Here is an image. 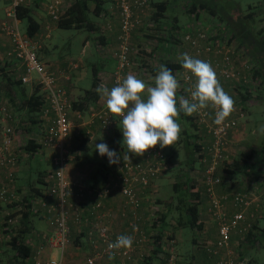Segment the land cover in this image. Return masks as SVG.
<instances>
[{
  "label": "built area",
  "instance_id": "1",
  "mask_svg": "<svg viewBox=\"0 0 264 264\" xmlns=\"http://www.w3.org/2000/svg\"><path fill=\"white\" fill-rule=\"evenodd\" d=\"M75 0H52L45 5L47 14L53 21H58L61 16L71 7ZM27 0H9L6 4L5 18L0 21V33L8 42L9 47L5 51V59L15 61L22 71L17 79L21 84L34 82L40 86L44 93V102L40 121L42 125L38 128L39 139L37 143L51 147L55 154L52 156V169L43 173L46 184L44 193L37 197L35 203L45 207L48 212L53 213L51 220L52 230L46 240L52 248H58L62 252L68 243L70 207L67 197L73 195L79 201L86 192L96 197L105 198L112 192L121 194L126 204L131 209L133 220L128 222L135 236L130 250L120 249L115 256L123 257L124 261L133 264L134 251L141 245L165 246L164 261L161 264H181L176 251V239L169 231L161 229V208L157 202L155 193L156 179L162 177L172 168L170 155H167L159 146L149 149L143 156H134L129 153V159L125 156L127 152L113 145L114 150L120 156V162L111 164L102 186L89 189L79 179H71L66 175V166L71 161V154L67 141L74 127L70 119V112L74 101L66 90L58 83L56 73L43 62L37 54V45L32 38L23 34L18 28V12L20 7L26 5ZM118 18V47L113 52L116 58V69L114 71V84L122 82L126 77L128 69L135 64L133 54H139L143 49L130 42L133 30L139 26L156 27V20L148 15L149 0H112ZM260 17L263 19L264 27V0L259 7ZM148 16V22L144 20ZM191 16V22L184 26L181 33V43L188 44L190 49L185 53L190 56L210 62L214 68L217 78L230 82L235 93V110L223 125H216L215 109L209 107L189 116L196 130L194 159L202 166L200 177L195 179L192 190L199 186L203 188L205 195L204 205L199 199L198 223L206 225L207 220L202 219L203 214L213 222L215 227V238L210 240L195 237L194 246L204 250L211 258L210 264H245L246 259L241 255L240 244L248 243V235L253 223L264 217V148L261 146L245 149L236 137L242 122L247 117L244 106H249L255 100L242 101L243 97L254 96L257 80L253 76V64L245 56L243 48L238 42L231 40V34L223 27L216 31L207 29L200 25L195 15ZM213 23V22H212ZM107 25V29H110ZM99 51L105 47L97 44ZM5 67V65L2 64ZM143 71L146 69L143 68ZM7 72V71H6ZM9 74L11 71H8ZM186 70L180 66L174 76L180 81L181 88L177 96L190 98L189 88L195 84V78L185 79ZM33 74L36 76L33 77ZM188 75H191L190 73ZM0 111L6 119L5 125L0 132V202H8L14 198V192L9 182L14 176L17 157L14 154V145L18 138L15 127L7 123L13 115L5 104L0 105ZM76 117L81 120L86 137L90 138L95 125L103 134L109 135L117 119L120 117L111 114L106 104L89 107L84 119L82 110L76 111ZM47 120L44 124L43 120ZM235 144L237 146H235ZM238 163L241 171L239 179L231 178L229 175L223 178L217 173L219 168L230 169ZM6 183V184H5ZM225 185L230 188L216 192L215 187ZM236 186V187H233ZM148 188H152L150 195L145 196L147 201L146 227H141L137 209L142 203V197ZM232 188V189H231ZM146 190V191H145ZM55 198V204H49L48 200ZM101 200L94 201L93 209L100 208ZM16 210H22L18 204ZM11 211L2 209L0 204V223L7 237H10L12 225L16 218L11 217ZM95 220L88 233V239L94 248L95 257L109 255L108 244L115 242L117 236L123 235L112 229L106 220V212H92ZM74 219L77 223L88 220L81 214H76ZM136 230H134V227ZM199 229L197 233L201 231ZM159 237V238H158ZM159 239L160 244L156 239ZM87 264H93V258L86 259ZM61 258H49L45 264H60Z\"/></svg>",
  "mask_w": 264,
  "mask_h": 264
},
{
  "label": "crops",
  "instance_id": "2",
  "mask_svg": "<svg viewBox=\"0 0 264 264\" xmlns=\"http://www.w3.org/2000/svg\"><path fill=\"white\" fill-rule=\"evenodd\" d=\"M8 1L9 0H0V2L4 4V7L2 4L1 8L3 13ZM110 1V5H105V2L100 4L92 0H85L84 3L87 11L84 21L81 22L80 25L81 27H86L90 32L93 33V47L95 48L97 44L100 43L105 47V50L99 51L96 47V54H92L89 49L90 44L88 46L89 40L86 39L83 42V45L86 47V50H88L87 52H90V54L84 60L81 59L80 62L76 63H68L66 61H62L60 58L51 57L50 54L53 47L47 48L45 42L48 38L52 37L50 31L57 27V22L53 21L49 17L45 6L41 8V11H37V0H27L26 2V4H28L27 6L30 7L33 18L39 24L37 33L30 37L37 45L39 58L43 62H47V65L56 73L58 83L66 90L70 98L74 101L75 108H72V111L69 115L73 123L74 120L78 119L76 117L77 110H80L85 106L86 113L89 107L101 106L105 104V100L101 98V96L95 91L97 87H99L101 84L106 85L109 89L115 86L114 71L116 69L117 61L113 56V52L117 49L119 44L117 39L119 25L113 2L112 0ZM166 2L167 4H164L163 9L159 10L157 3L154 0L151 1V7L148 9L147 13L156 20V27L154 29L146 25H142L133 30L130 36V42L133 45H138L143 49L139 54H133L135 64L131 67V69H128L127 75L130 73L134 74L138 78L144 80L146 84L153 86V78L157 75L160 65L165 66V62H170L173 65H178L179 67L181 63V54L190 49L188 44L181 43L180 41L184 26L187 22H191L188 12L185 14L186 11L182 8L183 6H181L179 1L177 2L176 0H173L172 2L171 0H168ZM181 17H186V19L183 21L181 20ZM100 18L102 19L100 20ZM3 19L4 15L2 19L0 18V21ZM144 20L147 23L148 16L144 18ZM205 21L202 20L204 25L213 22L209 20V17L206 18ZM20 22L21 20L18 19V28L23 34L28 35L26 27L25 29H22ZM108 24L111 26L110 29H107ZM209 27L211 29V25L206 28L209 29ZM8 47V40L0 33V105L5 104L10 109L13 117L12 119H9L7 123H10L11 125L13 124L18 133V138L14 145V154L17 157V163L14 169V175L16 176V179L11 187H15L16 192L21 191V186L24 182L22 173H24V170L26 169L28 173H25V177L27 178L26 181L28 183L29 193L25 195L26 198H23L24 196L22 195L21 197L17 193L19 196L18 201H16L17 205L19 204L21 207L23 206L22 212L27 211L28 213V217L25 219L26 223L22 218V212H20V215L17 218L21 220L20 222L22 227L20 230H24L22 235L24 237L25 243L32 250V254L25 260V264H45L49 258L57 257L56 255H53V248L48 245L46 240L47 235L50 234L52 230L51 220L53 218V213L48 212L45 207L35 203V199L40 197V192L44 193L45 191L43 173H45L50 168L46 170H40L43 172H41L42 183L40 184L32 183L30 171L34 170V168L37 170L40 169L41 160L37 157H39V152L43 148L50 149L46 159L50 164H52V156L55 154V151L53 148L43 145H41L39 150L35 152H31L25 147L27 138L31 137V140L33 141L35 139H39L40 137V134L37 130L42 125L40 116L43 106L45 105L44 93L42 89L34 82L21 84L18 81L17 77L21 73L22 68L17 63H14L15 61H10L9 63L5 59L4 54ZM95 55L96 61H93L92 58H94L93 56ZM85 61L92 63V78L88 88H84L80 83L84 77ZM2 64L5 65V67L2 66ZM143 68L146 70L143 71ZM148 68L151 69L152 73L154 72L152 77H148ZM176 70L177 67L174 69L173 75ZM8 71H11V73L9 74ZM142 72L144 73L143 76ZM218 80L221 83L223 89L235 101V93L230 82L222 79L221 77H218ZM37 103L39 104L37 105ZM254 103L255 101L249 104L248 109L246 110L247 117L245 121L242 122L243 124L240 127L239 132L236 133V137L239 140L238 145H240L242 141L246 142V121L248 122V120L253 118L251 113L256 108V106L253 105ZM180 116L186 118L184 114H180ZM5 121L6 119L3 117V114L0 113V132L2 127L5 125ZM120 121L121 119L118 118L113 129L109 132V135L103 134L95 125H93V132L90 138H88V140L85 142L84 140L81 141L77 139L79 145L76 144L77 147L74 151L75 155L70 152L71 161L67 164L65 173L71 179H79L82 181L85 187L88 188L87 190L93 189V187L97 188L102 186L107 171L111 169L107 156L99 155L97 156V160L92 157L91 151L94 149L96 150L95 146L100 143H106L109 148H112L113 145H115L116 147H119L123 150L127 149L124 148V145L119 143L123 137L121 132L122 125ZM43 123L46 124L47 120L44 119ZM76 133H78V131L76 129V124H74L70 137L67 141L68 148H70L69 141L72 140V138V143H75V138L77 137L74 134ZM262 136H264V134ZM262 142L264 143V138L262 139ZM110 143H112V145H110ZM262 144H258L256 146H261ZM81 145L84 147L83 149H81ZM235 146L237 145L235 144ZM192 161L196 166H198L201 174L202 166L194 159V157ZM217 173L223 178H226V176L229 175L231 178L239 179L241 176V171L234 169V167L230 169L219 168ZM193 176L195 177V175ZM158 184L160 183L156 181L155 186L157 187ZM9 187L10 185L8 184V188ZM227 189L230 188L225 187V185H219L215 187L216 192H221ZM147 195L148 190L145 192V195H143L142 204L137 209V214L139 217L138 220L141 227H146L145 224L147 218L149 221V214L147 212L146 205L147 201L144 199ZM193 195L197 197L195 199H199L204 205L205 195L201 186H199L198 191L194 190ZM96 199L101 200L102 205L100 208L98 207L93 209V203L96 201ZM96 199L95 196L87 192L86 195L82 197L81 201H79L73 195H69L67 197L68 204L71 203L73 205L70 207V217L68 219V243L65 247V250L62 252V255L60 249L56 248L58 250V257L61 258L60 264H87L86 259L89 257L94 259L93 264H131L129 261L125 262L123 257L118 256H115L114 259L111 260L109 259V255L95 257L94 248L88 239L87 233L93 224V221L95 220L93 217L94 215L91 214L92 212H106V221L111 224L112 229L115 232L121 233L123 235H130L132 237L135 236L132 228L128 224L130 220H133L131 209L126 204L125 199L121 194L112 192L105 198L96 197ZM56 202L57 200L55 198L48 200L49 204H55ZM5 203L6 202L3 201L0 202L2 209L7 211L8 208L5 207ZM24 204H26V207ZM78 213L79 215L81 214V216H83V219L86 216L88 220L77 223L74 217ZM204 214L201 218L205 219V221L207 220L206 225L202 226L198 223L199 227L196 228L202 229L201 231H204L205 233H195L196 235L194 234V237L203 238L205 236V238L212 240L216 236L215 227L213 222L209 221L207 216ZM165 217L166 214H164V218L162 217V221L164 219L163 229L166 228ZM199 218L200 217L198 216V219ZM3 232L2 223H0V237L2 236L1 233ZM261 237L264 238V236ZM194 242L195 240H193L192 243L194 244ZM239 246L241 249L240 253L246 259L245 264H264V242H262L261 247L255 245L254 243H242ZM179 247L176 245L177 254L181 264H210L211 258L204 250L197 249L195 247L194 251H191L187 256H184L179 255L183 250V248L180 250ZM161 249L163 250H157L155 245H150L149 243L147 245H141L134 251L133 264H161L164 261V251L166 250L164 245Z\"/></svg>",
  "mask_w": 264,
  "mask_h": 264
},
{
  "label": "rangeland",
  "instance_id": "3",
  "mask_svg": "<svg viewBox=\"0 0 264 264\" xmlns=\"http://www.w3.org/2000/svg\"><path fill=\"white\" fill-rule=\"evenodd\" d=\"M52 0H37V11H41V8H43L47 3H49ZM151 1L149 0V9L151 7ZM156 3L159 2H164L167 4L166 1L168 0H154ZM170 1V0H169ZM173 2V0H171ZM177 2L179 0H176ZM184 1L186 0H180L179 3L181 4V6H183L182 8L186 11V7H185V3ZM211 3H216L217 6H222L224 10L227 11H231L232 9H234L235 6H237V8L240 10V14L241 15H245L246 13H248L249 11H251V9H253L254 12V18L256 20L259 19V13L257 10V8H248L249 4L254 6H259L261 4V0H210ZM2 4L0 2V18H5V14L3 13L2 8ZM6 4V3H5ZM111 1L107 0L105 1V5H110ZM91 6V5H90ZM4 7V4H3ZM92 7V6H91ZM232 8V9H231ZM256 9V10H255ZM187 14V11L186 13ZM220 14V13H219ZM183 16V15H182ZM188 16L191 19V16L188 13ZM208 14L206 12H202L200 15V18L198 19V22L200 23V25H203L204 27H207L211 25V29L216 31V28H221L223 29L224 24L222 22H220L219 18L216 17L215 21H213V23H208L207 25H204L202 23V20L205 21L206 18H208ZM102 18H100L101 20ZM186 17H181V20H185ZM219 20V21H218ZM207 21V20H206ZM205 21V22H206ZM219 23H218V22ZM257 22V21H256ZM189 22L186 23V25H188ZM258 24V23H257ZM20 26L22 29H25L26 27V20H21L20 22ZM210 29V27H209ZM210 29V30H211ZM50 33L52 34L51 38H48L47 41L45 42V45L47 48L53 47L51 50V57H55V58H60L62 61H66V62H71V63H76V62H80L81 59H85L90 52L92 54H96V50L95 48L98 46H96L95 48L93 47V33L90 32L86 27H80V28H60V27H55L52 31H50ZM88 39V46L90 44V52H87L88 50H86V47H84L83 42ZM93 47V48H92ZM94 52V53H93ZM37 54H38V50H37ZM39 56V55H38ZM94 58H92V60L96 61V55L93 56ZM47 64V62H46ZM91 66L92 63L85 61L84 63V77L83 79L80 81V83L82 84V86L84 88H88L91 82V78H92V71H91ZM148 77H152L153 73L151 71L150 68H148ZM144 75V73L142 72V76ZM36 75L33 74V77H35ZM262 96V97H261ZM17 103V102H16ZM256 106L255 110L252 111V116L253 118L248 120V122L246 121L247 124V129H246V142L242 141L241 144L245 149H252L254 147H257L256 145L258 144H262V139L264 138V136H262L263 134L260 133L259 128L262 124H264V93L261 91L260 97L256 98L255 103L253 104ZM85 109L86 107L84 106L81 110H83V116L84 119H86V113H85ZM177 123L180 125L181 127V134H180V139L178 142H176L175 144H173L172 146H166L164 148H161L167 155H170V159L171 162L173 163L172 168H170V170L165 173V175H163L161 178L158 179V182L160 184L157 185V197H158V203L160 208L164 211V213L166 214L165 217V226H166V230L172 232L174 234V237L176 239V245L177 247L180 248V250L183 248L182 253H180L179 255H184L187 256L188 253H190L191 251H194L195 246L192 243L193 240H195L194 234H197V231L199 230V228H191L189 227V225H187L186 222V211H185V204L186 203H194V199L197 198L196 196L193 195L194 190H192V186L194 183V179L193 178L195 175V177H200V170L198 168V166H196L193 161L192 163H190V159H189V151L187 149V147L185 146V142L187 141L188 135H190L189 137H192V139L190 140V143H192L193 141H195V134H196V130L195 127L192 123V121L190 119H186L184 117H181L179 115V117L177 118ZM74 124H76V129L78 131V133L74 134L76 135L77 138H75V143L73 144V138L72 140H70V152L72 154H74V151L77 147L78 144V140L83 141L84 139H86V134H85V130L84 127L81 124V120L77 119L74 120ZM255 130V131H253ZM78 139V140H77ZM123 137L120 140V144L123 145L122 143ZM77 144V145H76ZM110 145H112V143H110ZM22 146V144H21ZM159 146V145H157ZM124 148H126V146L124 145ZM127 151V149H125ZM48 152H50V149L48 148H43L39 153V157H37L38 159L41 160V167L40 169H35L30 171V177H31V181L32 183H37L40 184L41 182V178H42V171L40 170H46V169H51L53 167L52 164L47 162V154ZM75 155V154H74ZM91 155L92 157H94L95 160H97V156H99L98 151L97 150H92L91 151ZM95 155V156H94ZM39 161V160H38ZM25 172L22 173V177H23V185L21 186V191L20 192H16V188L15 187H11V185H13L16 176H13V179L11 182H9L10 187L12 188V190L14 192V198H11V200H9L7 203H5V207L9 209V211H11V217L14 218H18V216L20 215V212H22V210H16L17 209V202L18 201V196L22 195L24 196L23 198H26V194H28V183H27V178L26 176V172L27 170H24ZM42 172V173H41ZM28 173V172H27ZM188 176V185H184V183H182L181 181H183V179ZM191 177V178H190ZM193 181V182H192ZM186 183V184H187ZM178 187H175L177 186ZM42 186V185H41ZM19 195H18V194ZM21 196V197H22ZM31 197V196H30ZM8 205V207H7ZM13 206V207H12ZM24 206L26 207V204H24ZM4 207V208H5ZM1 221V220H0ZM21 220L17 219L16 222L12 225V232L10 234V237L6 235V233H1L2 236L0 237V259L3 262H7L8 258L10 257V253L8 251L9 247H10V239L13 235H20V229H21ZM258 226H259V230L257 231H261L264 230V217H262L259 221H258ZM3 227V226H2ZM195 234V235H196ZM261 243L260 245H258L259 247H261ZM53 251V255H56L57 257H54L55 259H58V250L56 248L52 249ZM179 251V250H178ZM205 253V252H204Z\"/></svg>",
  "mask_w": 264,
  "mask_h": 264
},
{
  "label": "clouds",
  "instance_id": "4",
  "mask_svg": "<svg viewBox=\"0 0 264 264\" xmlns=\"http://www.w3.org/2000/svg\"><path fill=\"white\" fill-rule=\"evenodd\" d=\"M180 61L186 70L185 79L195 78V84L189 88L190 98L177 96L181 83L164 65H160L153 78L154 86L130 73L111 89L103 84L95 89L105 100L107 110L121 118L122 143L127 148L125 158L129 161V153L143 156L157 145L164 148L178 142L181 127L177 118L181 113L192 116L212 107L215 109L214 123L223 125L235 110L234 99L223 89L210 62L188 53H182ZM259 131L264 134V124ZM95 147L99 155L107 156L110 165L120 162V156L106 143ZM133 242L130 235L117 236L115 242L108 244L109 259H114L120 249L130 250Z\"/></svg>",
  "mask_w": 264,
  "mask_h": 264
},
{
  "label": "trees",
  "instance_id": "5",
  "mask_svg": "<svg viewBox=\"0 0 264 264\" xmlns=\"http://www.w3.org/2000/svg\"><path fill=\"white\" fill-rule=\"evenodd\" d=\"M92 1L101 4L102 2H105L106 0H92ZM84 2H85V0H75L74 3L71 5V7H69V9L57 21V27H60V28H70L72 26L75 28L81 27L80 23L84 21L85 14L87 11ZM184 3H185L184 5L186 7V11L189 13V15H195V17L197 19L200 18V15L202 12H206L209 16V20H211V21H215L216 17L219 18L220 22H222L224 24L223 27L231 34V37H232L231 40L235 39L238 42L239 47L243 48L245 56L253 64V76L258 82V86L254 89L255 90L253 92V93H255L254 96L248 95L247 97H243L242 101L244 102L245 100H251L252 98H253V100H256V98H259L261 91L264 93V27H263V19L260 17V11H258L259 19L256 20L254 18L253 9H251V11H249L245 15H241L240 10L237 8V6H235L234 9L231 8L232 9L231 11H227V10H224L222 6H217L216 3L212 4L210 0H186V1H184ZM164 4H165L164 2L157 3L158 9L162 10ZM27 5L28 4L20 7L19 12H18V19L26 20L27 34L29 36H34V34L37 33V31H38L39 24L33 18L30 7ZM248 6H249L248 8H257V10H259V7H260V5L253 7L250 4ZM165 66L167 68L171 69L172 73L174 72V69L176 67L178 68V65H173L170 62H165ZM88 92H89V90H88ZM38 104L39 103H37V105ZM73 107L75 108L74 103H73ZM244 108L247 110L248 106H244ZM0 113H1V111H0ZM181 114H183V113H181ZM184 116L186 117V119L191 120V118L189 116H186V115H184ZM15 131L17 133L16 128H15ZM189 136L190 135H188L187 141L185 142V146L187 147V149L189 151L190 163H192V159L194 157L193 156V150L195 147V143H194V141L192 143H190V140L192 139V137H189ZM195 137H197L196 134H195ZM87 140H88V137L86 139H84V142ZM25 147L27 150H29L31 152H35V151L39 150V148L41 147V144L36 143L35 140L32 141L31 137H30V138H27ZM83 148L84 147H82V145H81V149H83ZM262 148H264V143L262 144ZM234 169L240 170L238 163L235 164ZM193 178L196 179V177H193ZM158 179H156V181H158ZM188 179H189V177L186 176L183 179V181H181V182L184 183V185H188V183H187ZM195 179H194V182H195ZM44 185L46 186L45 183H44ZM175 187H178V185ZM151 192H152V188H148V195H150ZM40 194L42 195L43 193L40 192L39 196H41ZM157 195H158V193L156 192L155 196H156V199L158 200ZM185 211H186L187 225H189V227H191V228L199 227V224H198V212H199L198 203H191V204L186 203L185 204ZM159 214L161 215V225H162V227L160 229V233L162 232V230L168 231L166 229H163L164 219L162 221V217L164 218V214H165L164 211L161 209ZM21 215H22V218L24 219V221L28 217L27 211L26 212L23 211ZM259 219H261V218H259ZM259 219H257L253 223L252 229H251V231L247 237L249 244L254 243L255 245H260V243L262 244V242H264L263 241L264 238L261 237V236H264V230H261L260 232L257 231V230H259V226H258ZM25 223H26V221H25ZM23 231L24 230L22 229L20 231V233H21L20 235H13L11 237L10 243H9L10 247L8 249V251L10 253V255H9L10 257L8 258L7 262H3L0 259V264H25V260L31 256L32 250L25 243L24 237L22 235ZM170 233H172V232H170ZM172 236H174L173 233H172ZM158 238L156 240H157V243L160 244V241H158L159 240ZM156 249L157 250L159 249L158 246L156 247ZM160 250L162 251L163 249H160ZM164 253H166V251H164ZM166 256L168 257V253H166Z\"/></svg>",
  "mask_w": 264,
  "mask_h": 264
}]
</instances>
